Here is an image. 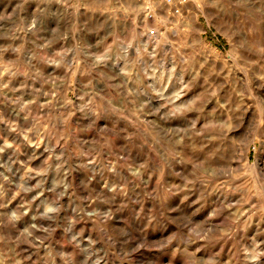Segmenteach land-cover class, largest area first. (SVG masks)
Masks as SVG:
<instances>
[{
	"label": "rangeland",
	"instance_id": "obj_1",
	"mask_svg": "<svg viewBox=\"0 0 264 264\" xmlns=\"http://www.w3.org/2000/svg\"><path fill=\"white\" fill-rule=\"evenodd\" d=\"M2 125L0 264H264V0H0Z\"/></svg>",
	"mask_w": 264,
	"mask_h": 264
},
{
	"label": "built area",
	"instance_id": "obj_2",
	"mask_svg": "<svg viewBox=\"0 0 264 264\" xmlns=\"http://www.w3.org/2000/svg\"><path fill=\"white\" fill-rule=\"evenodd\" d=\"M149 2H162L167 4L173 13H180L183 6L188 2V0H142Z\"/></svg>",
	"mask_w": 264,
	"mask_h": 264
},
{
	"label": "bare ground",
	"instance_id": "obj_3",
	"mask_svg": "<svg viewBox=\"0 0 264 264\" xmlns=\"http://www.w3.org/2000/svg\"><path fill=\"white\" fill-rule=\"evenodd\" d=\"M205 10V9H204ZM176 90V89H175ZM9 104V103H8ZM7 111V110H6ZM12 112V111H11ZM14 114H15V112H13ZM17 113V112H16ZM13 116V115H12ZM1 131H3L6 135H9V136H12L13 138L15 137H17L16 136V133L15 132H13V131H10V129L9 128H7L5 125H2L1 126V129H0ZM30 131V130H29ZM14 138V139H15ZM9 139V138H8Z\"/></svg>",
	"mask_w": 264,
	"mask_h": 264
}]
</instances>
